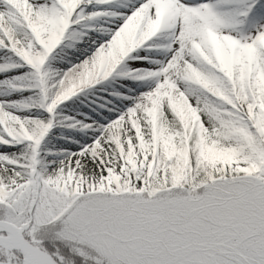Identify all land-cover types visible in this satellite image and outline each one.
Returning <instances> with one entry per match:
<instances>
[{
    "label": "snow or ice",
    "instance_id": "snow-or-ice-1",
    "mask_svg": "<svg viewBox=\"0 0 264 264\" xmlns=\"http://www.w3.org/2000/svg\"><path fill=\"white\" fill-rule=\"evenodd\" d=\"M0 264H264V0H0Z\"/></svg>",
    "mask_w": 264,
    "mask_h": 264
}]
</instances>
